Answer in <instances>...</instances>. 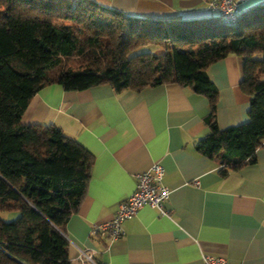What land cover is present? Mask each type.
Wrapping results in <instances>:
<instances>
[{
    "label": "trees",
    "instance_id": "obj_1",
    "mask_svg": "<svg viewBox=\"0 0 264 264\" xmlns=\"http://www.w3.org/2000/svg\"><path fill=\"white\" fill-rule=\"evenodd\" d=\"M229 54L239 60L249 108L246 121L220 129L206 68ZM53 82L64 90L106 83L116 92L189 87L208 100L209 132L195 150L223 173L253 163L264 139V4L227 26L139 18L93 0H0V214L10 216H0V264H73L62 230L94 158L56 126L20 123L31 97Z\"/></svg>",
    "mask_w": 264,
    "mask_h": 264
},
{
    "label": "crops",
    "instance_id": "obj_2",
    "mask_svg": "<svg viewBox=\"0 0 264 264\" xmlns=\"http://www.w3.org/2000/svg\"><path fill=\"white\" fill-rule=\"evenodd\" d=\"M93 1L139 18H218L207 8L209 0ZM261 4L246 0L243 10ZM206 73L217 91V126L246 121L249 99L239 88L238 58L229 54ZM207 112L204 95L177 84L116 92L106 83L64 90L53 82L31 97L21 124L56 126L94 158L85 196L62 230L73 264H80L82 252L94 264H203V253L222 256L225 264H264V139L253 163L223 173L217 159L195 150L209 132ZM153 162L162 165L170 189L168 215L143 206L122 223L121 238L93 231L113 216L133 191L135 175Z\"/></svg>",
    "mask_w": 264,
    "mask_h": 264
},
{
    "label": "built area",
    "instance_id": "obj_3",
    "mask_svg": "<svg viewBox=\"0 0 264 264\" xmlns=\"http://www.w3.org/2000/svg\"><path fill=\"white\" fill-rule=\"evenodd\" d=\"M246 0H209L208 10L215 12L220 21L227 25H235L243 13ZM164 169L159 162H153L145 170L135 175L133 191L117 204L113 216L106 222L93 228L104 234L108 240H115L124 235L122 223L135 216L143 206L154 208L158 215L167 216L165 205L169 199L170 189L163 183ZM196 183V182H195ZM80 264H94L90 254L82 252ZM203 264H225L222 256L201 254Z\"/></svg>",
    "mask_w": 264,
    "mask_h": 264
},
{
    "label": "rangeland",
    "instance_id": "obj_4",
    "mask_svg": "<svg viewBox=\"0 0 264 264\" xmlns=\"http://www.w3.org/2000/svg\"><path fill=\"white\" fill-rule=\"evenodd\" d=\"M215 16V15H214ZM214 19H218L217 17H213ZM147 46H145V47H139L136 51L137 52H139V51H147L148 50V48H146ZM148 47H150L151 49H154L153 47H151V46H148ZM69 64L70 65H74L75 64V62H69ZM0 216H1V218H3V219H8L10 216L9 215H7V214H5L4 212L3 213H1L0 214Z\"/></svg>",
    "mask_w": 264,
    "mask_h": 264
}]
</instances>
